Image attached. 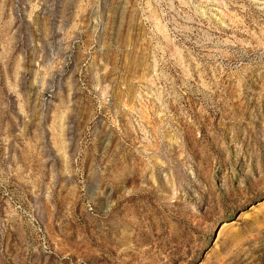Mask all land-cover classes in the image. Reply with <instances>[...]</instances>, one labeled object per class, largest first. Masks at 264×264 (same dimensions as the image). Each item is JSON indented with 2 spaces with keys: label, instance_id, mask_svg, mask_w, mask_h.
Masks as SVG:
<instances>
[{
  "label": "rangeland",
  "instance_id": "obj_1",
  "mask_svg": "<svg viewBox=\"0 0 264 264\" xmlns=\"http://www.w3.org/2000/svg\"><path fill=\"white\" fill-rule=\"evenodd\" d=\"M0 264H264V0H0Z\"/></svg>",
  "mask_w": 264,
  "mask_h": 264
}]
</instances>
